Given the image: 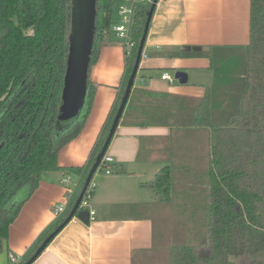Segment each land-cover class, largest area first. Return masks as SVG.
Returning <instances> with one entry per match:
<instances>
[{
  "label": "crops",
  "instance_id": "crops-1",
  "mask_svg": "<svg viewBox=\"0 0 264 264\" xmlns=\"http://www.w3.org/2000/svg\"><path fill=\"white\" fill-rule=\"evenodd\" d=\"M122 1L114 2L116 18ZM249 36L250 0L156 2L134 84L106 150L113 158L111 172L93 175L89 208L94 219L84 222L74 214L31 264H168L169 248L158 238L153 216L168 202L161 204L141 183L168 167L172 186L186 185L184 172L207 166L209 127L201 123L235 118ZM109 38L88 71L94 91L86 121L60 149L58 169L43 172L22 203L0 242V264H11L9 253L21 255L18 262L29 258L44 232L68 216L83 187L128 71L123 46L111 29ZM176 70L186 72V82L173 78ZM165 72L170 79L162 78ZM206 95L208 116L199 111ZM64 175L76 180L65 184ZM61 203L66 209L56 218L53 209Z\"/></svg>",
  "mask_w": 264,
  "mask_h": 264
},
{
  "label": "trees",
  "instance_id": "trees-1",
  "mask_svg": "<svg viewBox=\"0 0 264 264\" xmlns=\"http://www.w3.org/2000/svg\"><path fill=\"white\" fill-rule=\"evenodd\" d=\"M70 3L0 0V242L7 238L9 225L38 186L41 174L58 169L60 149L81 131L91 107L94 88L88 76L82 106L73 115L61 113ZM150 6L151 2L135 6L132 33L138 43ZM113 8V0L95 2L88 71L101 47L110 41ZM136 52L131 66L127 60L128 73ZM245 52L235 118L230 123L214 124L208 118L201 123L209 127L207 166L184 172L192 176L184 187L193 197L183 200L180 222L190 239L170 247L169 264H264V0H250ZM208 103L206 95L199 104V111H206L207 116ZM114 113L92 154V163ZM141 184L162 202H171L168 167ZM57 226L44 232L31 255Z\"/></svg>",
  "mask_w": 264,
  "mask_h": 264
},
{
  "label": "water",
  "instance_id": "water-1",
  "mask_svg": "<svg viewBox=\"0 0 264 264\" xmlns=\"http://www.w3.org/2000/svg\"><path fill=\"white\" fill-rule=\"evenodd\" d=\"M157 1L158 0H153L151 2V6L147 12L142 35L138 43L135 61L127 78L124 92L114 113L102 147L95 156V160L85 177L83 187L78 197L76 198L68 216L43 240V242L36 248L34 253L29 256V258H27L22 264H31L44 250L48 242L71 219L74 214H76V216L82 221L88 222L89 210L85 208H79L78 205L90 179L96 171L102 157L106 153L116 128L118 127L120 118L123 114L129 94L135 81L152 13ZM95 2L96 0H71L70 3L71 29L69 34L68 58L60 106L61 113L64 115L75 114L82 106L84 97L86 95L89 60L95 34ZM173 78L178 80L180 83H184L187 80V74L183 70H176L173 74Z\"/></svg>",
  "mask_w": 264,
  "mask_h": 264
},
{
  "label": "built area",
  "instance_id": "built-area-1",
  "mask_svg": "<svg viewBox=\"0 0 264 264\" xmlns=\"http://www.w3.org/2000/svg\"><path fill=\"white\" fill-rule=\"evenodd\" d=\"M152 1L153 0H123L117 7L119 20L117 23L111 25V31L118 38V40L121 41V45L123 46L124 56L126 60L132 59V57L135 54L136 47L138 46V42L134 39L132 33L135 6L139 3L152 2ZM162 78L170 79V74L165 72L162 74ZM112 161H113L112 156L105 153L96 170H101L102 172L109 174L111 172V167L109 164ZM69 180H70V176L64 175L63 182L67 184ZM95 187H96V182L93 181V176H92L78 205L79 208H85L89 210L90 220L94 219V214H95L94 210H91L89 208L90 198L92 197ZM65 209H66V204L64 203L56 205L53 209L54 216L56 218L59 217L65 211ZM8 257L11 264H17L19 263L18 261L21 260V255L19 254L9 253Z\"/></svg>",
  "mask_w": 264,
  "mask_h": 264
},
{
  "label": "rangeland",
  "instance_id": "rangeland-1",
  "mask_svg": "<svg viewBox=\"0 0 264 264\" xmlns=\"http://www.w3.org/2000/svg\"><path fill=\"white\" fill-rule=\"evenodd\" d=\"M113 2H115V0H113ZM112 20L113 21L111 23H114V24L117 23L119 20V18L115 17V8H113ZM119 42L121 43L120 40H119ZM137 48H138V46L136 47V49ZM135 52H136V50H135ZM133 60H134V56L132 57V59H130V66L133 63ZM128 76H129V73L126 72V76H124L125 77L124 89H125V84H126ZM124 89H123V92H124ZM123 92H122V94H123ZM120 100H121V98H120ZM118 105H119V102H118ZM113 116H112V118H113ZM107 130H106V133H107ZM99 141H100V143L102 142L101 139ZM183 174H184L183 176H186V178H188V180H190L189 179L190 177L192 178V176H190L191 174H188V173H183ZM63 179H64V176L62 178V181H63ZM185 179H183V180L185 181ZM75 180H76V176L73 175L72 180H69L67 182V184L69 183L68 185H70V184L72 185ZM171 190H172L171 195H170L171 202H169L166 206L161 205L163 208L162 210H160L161 213H159L160 211H157V210L155 212H153V216L155 218L156 230H158V238L159 239H160V237L162 238V240L164 241L163 243L166 244L167 247L169 248V252H170L171 246L177 245V244H184L188 241V239H190V236L187 239L188 233L184 230V228L182 227V224L180 222V220H182L184 217V212H180V209H182L183 200L189 198V196L193 197L191 195L192 193L190 191L188 192L187 188L184 187V185L172 186ZM186 192L188 194H186ZM157 198H159V197L157 196ZM160 202H161V204H165L162 201H160ZM157 213H158V215H156ZM191 237L194 238L195 236L193 235ZM28 255H30V254H28ZM168 264H169V253H168Z\"/></svg>",
  "mask_w": 264,
  "mask_h": 264
}]
</instances>
